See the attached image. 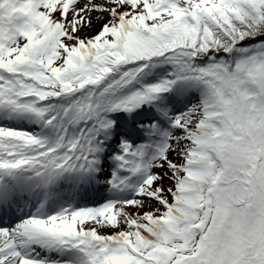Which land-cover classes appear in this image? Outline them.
I'll return each instance as SVG.
<instances>
[{
	"label": "snow or ice",
	"instance_id": "6c2138e0",
	"mask_svg": "<svg viewBox=\"0 0 264 264\" xmlns=\"http://www.w3.org/2000/svg\"><path fill=\"white\" fill-rule=\"evenodd\" d=\"M0 264H264V0H0Z\"/></svg>",
	"mask_w": 264,
	"mask_h": 264
},
{
	"label": "rangeland",
	"instance_id": "374dc122",
	"mask_svg": "<svg viewBox=\"0 0 264 264\" xmlns=\"http://www.w3.org/2000/svg\"><path fill=\"white\" fill-rule=\"evenodd\" d=\"M84 31H85L86 33H90V32L93 31V29L89 28V29H85Z\"/></svg>",
	"mask_w": 264,
	"mask_h": 264
}]
</instances>
